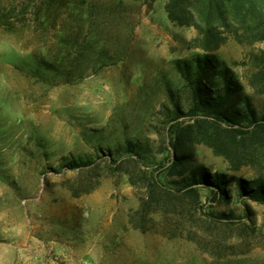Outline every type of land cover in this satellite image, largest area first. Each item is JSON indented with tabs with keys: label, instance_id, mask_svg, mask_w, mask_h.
Instances as JSON below:
<instances>
[{
	"label": "rangeland",
	"instance_id": "obj_1",
	"mask_svg": "<svg viewBox=\"0 0 264 264\" xmlns=\"http://www.w3.org/2000/svg\"><path fill=\"white\" fill-rule=\"evenodd\" d=\"M165 3L128 2L109 17L107 0H0V264H264V204L249 201L255 233L238 221L219 258L185 238L134 229L127 176L106 175V149L125 138L156 149L168 90L185 85L178 64L206 54L196 29L171 22ZM65 28L74 44L67 69L80 81L45 64L63 56ZM90 39L93 56L78 59ZM213 54L251 93L264 41L230 36ZM201 156L221 164L208 149ZM90 158L96 167L67 168ZM237 206L216 208L243 215Z\"/></svg>",
	"mask_w": 264,
	"mask_h": 264
},
{
	"label": "trees",
	"instance_id": "obj_2",
	"mask_svg": "<svg viewBox=\"0 0 264 264\" xmlns=\"http://www.w3.org/2000/svg\"><path fill=\"white\" fill-rule=\"evenodd\" d=\"M138 1L142 0H107L109 17L121 14L128 2ZM93 5L90 2L92 9ZM165 9L171 22L196 29L197 47L206 54L178 64L185 85L182 90H168L169 101L162 104L155 126L156 149L149 140L125 138L101 157L107 176L126 175L133 188L137 206L130 210L128 221L134 229L185 238L223 258L232 246L234 224L247 219L246 229L256 231L249 201L264 204V104L257 100L264 102V59L248 78L249 93L239 75L213 53L230 36L239 42L264 41V0H166ZM60 32L63 56L45 64L68 75L69 81H80L81 75L71 76L67 69L74 47L70 31ZM86 43L78 59L93 56L95 41ZM202 149L221 164L206 163ZM159 154L164 156L158 158ZM89 165L96 167V160L73 161L67 168ZM233 202L244 209L243 215L216 208Z\"/></svg>",
	"mask_w": 264,
	"mask_h": 264
}]
</instances>
